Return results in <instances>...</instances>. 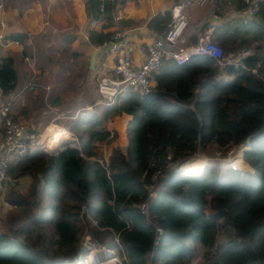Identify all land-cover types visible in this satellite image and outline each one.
<instances>
[{"label": "trees", "instance_id": "16d2710c", "mask_svg": "<svg viewBox=\"0 0 264 264\" xmlns=\"http://www.w3.org/2000/svg\"><path fill=\"white\" fill-rule=\"evenodd\" d=\"M234 2L237 11L244 9L242 0ZM87 6L88 18L98 19L99 2L89 0ZM258 19L248 24L234 19L217 26L212 36L225 58L259 44L242 59L246 68L223 67L207 56H193L183 65L166 60L151 93L130 89L109 107L95 105L97 99L90 105L102 107L99 113L63 125L75 142L56 154L36 148L12 162L10 181L33 180L27 195L9 194L16 208L0 232V264H40L33 245L38 243L47 260L54 251L74 253L83 231L82 206L99 227L120 233L131 264H148L155 228L139 209L146 186L169 156L184 160L211 145L245 146L244 161L254 172L218 175L217 167L208 166L203 172L162 174L150 207L165 231L154 262L191 264L195 243L210 249L205 264H264V4ZM113 35L91 31L90 43L101 47ZM8 40L26 46L29 36L14 33ZM17 86L14 59H0L2 93ZM123 112L132 116L129 145L113 148L105 161L97 146L117 139L106 126Z\"/></svg>", "mask_w": 264, "mask_h": 264}, {"label": "crops", "instance_id": "0c3cea01", "mask_svg": "<svg viewBox=\"0 0 264 264\" xmlns=\"http://www.w3.org/2000/svg\"><path fill=\"white\" fill-rule=\"evenodd\" d=\"M88 1L5 0L7 9L3 18L6 26L4 29L0 27V33L3 32L6 36V41L0 45V59L7 57L14 59L15 69L18 73V86L9 95H4L0 89V107L10 104L11 115L15 121L23 123L33 130L43 132L44 141L40 148L47 149L51 154H56L59 150L64 149L62 147L64 145L72 144L76 141V138L74 134L65 130L64 127L50 120L49 111L42 108V102L37 99V96L28 97L29 95L24 93L27 79H30L32 75L35 78L38 74L34 66L29 63L30 58L24 56V52L35 48L36 46L33 45L35 42H40L44 46L51 45L54 42H61L63 50L68 49V53L78 56V60L81 63L88 62L91 65L93 53L98 51L96 69L93 73L96 74L99 64L106 57V51L102 49V46L96 48L90 43V32L114 34L116 31H121L127 35L134 66L139 67L146 60L148 51L154 41L166 33L172 19L171 9L180 0H141L138 2L133 0H115L114 4L111 5V12L106 13L102 22L95 29L90 27L92 21L88 18ZM234 1L236 0H213L203 6L193 3L188 9L190 25L187 35V46H196L201 33L208 32L213 36L214 29L217 26L229 23L234 19L242 20L243 10L237 11ZM257 20H259L258 16L254 21ZM14 33L28 34V44L24 46L8 40V37ZM245 53L247 52L244 51L236 56L231 54V61L238 59L242 63V59H245L243 57ZM227 62L225 63L224 59V62L219 64L224 67ZM96 75L97 79H99V74L97 73ZM39 78L41 77L39 76ZM153 84L155 88V80ZM31 85L35 84L30 82ZM38 94L36 86L33 95ZM68 99L69 97L63 96L62 101L65 102ZM55 110V108L52 109L53 112ZM113 119H116L114 120L115 122L118 119L126 120L124 132L117 125H113L111 128V121L109 125L107 124L108 128L106 126L111 133L115 130L118 132L117 139L112 143L114 147L126 148L129 145L127 128L132 116L123 112ZM3 137L4 129L0 119V142ZM202 161L204 164L198 161L196 166H214L218 169V175L226 173L227 162L216 164L214 161L208 163L207 159H202ZM247 165L251 170L250 172L253 173L254 169L251 165ZM32 180V177L27 176L19 179L17 183L9 181V186L0 192V232L3 225H5L4 220L8 213L16 208V204L8 200L10 192L15 195H27ZM79 248L78 252L76 251V256L79 253Z\"/></svg>", "mask_w": 264, "mask_h": 264}, {"label": "built area", "instance_id": "2783aa9c", "mask_svg": "<svg viewBox=\"0 0 264 264\" xmlns=\"http://www.w3.org/2000/svg\"><path fill=\"white\" fill-rule=\"evenodd\" d=\"M99 2L100 17L92 20L90 27L95 29L103 20L106 15V8L110 4H114L115 0H96ZM138 2L141 0H133ZM213 0H180L171 9V22L164 36L156 39L150 47L146 60L139 67L134 66L133 58L131 55L129 41L124 32L116 31L112 39L102 46L106 51L105 59L99 64L97 73L98 79V93L99 97L95 105L112 106L118 103L126 92L130 89L141 93L142 95L149 94L154 88V75L157 74L166 60L175 61L178 65L186 64L193 56H207L214 59L218 63H223L225 53L222 46L216 43L212 35L208 32L201 33L199 36L198 44L194 47L187 46V35L189 30L188 9L193 3L200 6L206 5ZM243 19L245 24L254 21L260 11L261 5L264 0H243ZM6 2L0 0V27L4 29L6 26L4 15L6 13ZM6 36L3 32L0 33V45L4 44ZM227 65L246 68L241 60L228 61ZM30 92H35L36 86L31 85L28 87ZM94 110V106L89 105L83 108L75 118H86L88 114ZM0 119L4 129V137L0 142V192L3 191V185L7 184L8 169L12 162L17 159L26 158L36 148H40L44 141L43 132L33 130L23 123L17 122L11 115L10 104L0 107ZM45 147V146H44ZM235 147V146H233ZM243 152L247 149L241 145ZM46 148V147H45ZM180 164V169L179 168ZM243 165V166H241ZM247 164L244 158L232 156L227 161V170H232L240 173H245L241 168ZM205 166H196L193 158H186L180 161H173L169 156L165 161L163 167L158 170L148 183L147 197L139 205L141 213L148 217L149 222L155 228V239L152 246V251L148 256V264H156L154 257L161 245L163 236L165 235L164 228L157 221L158 218L150 215V207L153 205L157 198V185L162 174L174 172H190L199 171L203 172ZM9 184V183H8ZM89 208L82 206L80 217L82 223L85 217L93 220L90 215ZM94 226L100 230H110L113 232V238L105 239L107 244V252L94 257L97 250L92 233H85L82 241H80L79 253L73 261L67 262L68 264H131L127 251L120 241V233H117L112 228L99 227L98 221L94 218ZM129 227V225L127 226ZM84 233V232H83ZM89 234V235H88ZM191 248L195 251L191 264H205L206 253L210 251L207 246L200 244H191ZM104 256L109 259L102 261Z\"/></svg>", "mask_w": 264, "mask_h": 264}, {"label": "rangeland", "instance_id": "374dc122", "mask_svg": "<svg viewBox=\"0 0 264 264\" xmlns=\"http://www.w3.org/2000/svg\"><path fill=\"white\" fill-rule=\"evenodd\" d=\"M33 45L36 47L33 49L31 48L29 51L26 50L24 56L30 58L29 63L34 66L38 74L35 78L32 75L30 79H27L24 93L29 95L28 97L37 96V99H40L42 102V108L49 111L50 114L48 116L50 117V120L63 127L64 124L66 125L71 119H74L83 108L88 107L98 99L97 73L93 74L94 71L90 69L91 66L89 68L88 62L81 63V61L78 60V56H75L72 53L69 54L68 49L63 50V44L61 42H54L48 46H44L40 42H35ZM258 47V44H254L249 52L243 54V57L246 58L253 55ZM236 55L237 54H234V56ZM230 56L231 54L225 58V63L232 60ZM91 75L92 77L90 78ZM39 76L41 78L38 79ZM84 76L85 78H83ZM30 82L37 86L38 95H33V93L28 90ZM63 96H67L69 99L64 102L62 101ZM53 108L56 109L55 112L52 111ZM101 109L102 107H98L90 113H99ZM114 120L116 119L111 120L110 123L112 125L110 127L112 128L113 125H117L118 128L124 132L126 129V120L118 119L116 122ZM110 123H108V125ZM65 146L66 145H64V147ZM109 146L110 144L97 146L98 151L102 150V155L105 157V161L109 159L113 148H115L113 144L111 147ZM243 155L244 152L241 146L221 149L217 145H211L206 149H200L197 153L188 158H193L195 163L198 161L203 162L202 159H207L208 163L214 161L218 164L219 162H227L232 156L242 157L243 159ZM204 166L207 167L206 165ZM178 169H180V164ZM241 169L245 172L251 171L248 165ZM226 171L227 170H225V172ZM9 181L10 180L7 179V184L3 185V191L9 186ZM91 218L93 220H90L88 217H85V220H83V235L85 233H92L94 237L103 242H105V239L107 238H113L112 231L100 230L97 226L93 225V221H95L94 216ZM83 235H81L82 238ZM80 241H82V239ZM33 245L36 247L35 254L40 264H56L63 262L68 264L67 262L73 261L76 256V251L78 252L79 248L78 242L74 253L68 254L61 250L51 252V257L47 260L44 259V256L41 253V250L44 249L43 246L40 243Z\"/></svg>", "mask_w": 264, "mask_h": 264}, {"label": "water", "instance_id": "95a60500", "mask_svg": "<svg viewBox=\"0 0 264 264\" xmlns=\"http://www.w3.org/2000/svg\"><path fill=\"white\" fill-rule=\"evenodd\" d=\"M245 52H247V51H245ZM97 54H98V51H95L93 53V56H92L91 62H90L91 63V70H93V71L96 69V56H97ZM62 147H64V146H62ZM12 183H13V181H12ZM94 242H95V245L97 247V250L94 254V257H98V256L107 252V244L105 242L100 241L97 238L94 239ZM108 259H109L108 256H104L102 261H106Z\"/></svg>", "mask_w": 264, "mask_h": 264}, {"label": "bare ground", "instance_id": "6f19581e", "mask_svg": "<svg viewBox=\"0 0 264 264\" xmlns=\"http://www.w3.org/2000/svg\"><path fill=\"white\" fill-rule=\"evenodd\" d=\"M52 128V127H51ZM55 130V129H54ZM200 167H202V165H200Z\"/></svg>", "mask_w": 264, "mask_h": 264}]
</instances>
